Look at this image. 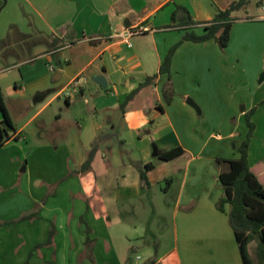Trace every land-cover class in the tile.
I'll use <instances>...</instances> for the list:
<instances>
[{
    "label": "crops",
    "instance_id": "obj_1",
    "mask_svg": "<svg viewBox=\"0 0 264 264\" xmlns=\"http://www.w3.org/2000/svg\"><path fill=\"white\" fill-rule=\"evenodd\" d=\"M239 1L0 0V91L23 136L0 147V223L34 209L39 213L36 220L0 228V264H25L30 252L47 242L52 224L54 245L34 251L29 264H129L128 249L147 238L146 229L129 227L133 217L149 216L154 204H168L169 196L176 204L174 242L161 254L152 241L154 248L146 249L151 264H244L228 215L216 208L224 195L220 175L227 170L218 159L239 158L232 142L239 146L245 140L246 114L255 109L249 163L264 184L263 0H250L232 14L225 50L213 40L187 41L178 48L170 104L163 93L169 77L160 74L186 33H205L184 24L210 22ZM133 29L145 31L129 37ZM54 39L58 48L52 51ZM51 57H60L65 66L57 68ZM15 70L12 84L4 87V76ZM155 74L158 78L122 113L126 98ZM26 97L33 107L42 101L39 113L63 99L60 111L71 113L82 135L73 127L43 125L50 144L34 145L26 133L29 122L19 126L8 106ZM55 118L61 123L63 116L56 112ZM102 135L111 137L99 144L91 169L62 181L80 171ZM22 140L30 142L28 148ZM178 148L181 156L161 159ZM147 164L155 168L147 171L149 185H144L138 167ZM154 187L168 195L157 200ZM87 226L92 248L86 245ZM255 246L257 240L249 245L253 256Z\"/></svg>",
    "mask_w": 264,
    "mask_h": 264
},
{
    "label": "trees",
    "instance_id": "obj_2",
    "mask_svg": "<svg viewBox=\"0 0 264 264\" xmlns=\"http://www.w3.org/2000/svg\"><path fill=\"white\" fill-rule=\"evenodd\" d=\"M250 0H240L239 2L232 3L226 10L219 11L216 17L210 22L196 23L189 20L184 26L189 28H204L205 33L197 35L194 31L186 33L182 40L176 44L168 53L163 65L160 69V74H166L169 79L164 88V100L166 104L172 103L174 99V89L171 79V65L175 52L184 42L204 43L210 40L215 41L221 49L225 50L231 37L232 26L235 19L232 14L241 10L244 6L249 4ZM184 10L183 7H178L177 11ZM177 11L172 17V21L176 23ZM188 13V11H187ZM191 18V17H190ZM58 48L57 39L52 42V51ZM159 74H155L148 77L146 81L140 85V88L130 94L126 100L121 104L120 110L125 112L126 106L131 102L136 95L145 87L152 84ZM0 112L2 119H0V147L5 145L11 140L20 141L22 135L18 133L6 107L3 95L0 91ZM255 113V109L249 111L246 114V124L248 127V134L243 142L238 146L236 141L232 142L233 148L237 151L238 159H218L221 164L227 165V170L222 172L220 180L224 188V195L220 201L216 204V208L223 213H226L229 218V224L234 231L236 240L240 246V251L244 264H254L250 254L249 245L252 241L257 240V246L255 249V255L261 264H264V184L260 180L259 176L252 170L249 163V151L250 143L254 137L255 124L252 122V117ZM111 136L102 135L99 136L92 145V149L89 152L86 162L78 172H74L63 178L62 181L69 177L79 175L89 171L92 167L95 155L98 151L99 144ZM181 148L173 149L167 154L163 155L161 159L172 160L183 154ZM138 167V166H137ZM153 164H147L146 167L140 170L141 182L144 185H149L147 171L154 169ZM39 218L38 210L34 209L33 212L23 214L20 218L8 222L0 223V228L5 225H14L26 221H33ZM82 224H85L83 218L80 219ZM86 245L92 248L94 240L90 238L92 233L91 229L86 227ZM57 235L55 226L52 224L49 232V237L46 243L37 245L34 250L29 254L28 260L25 264H29L31 257L34 255V251L45 247H52L54 245V239ZM52 264H55L52 262ZM154 264H156L154 262Z\"/></svg>",
    "mask_w": 264,
    "mask_h": 264
},
{
    "label": "rangeland",
    "instance_id": "obj_3",
    "mask_svg": "<svg viewBox=\"0 0 264 264\" xmlns=\"http://www.w3.org/2000/svg\"><path fill=\"white\" fill-rule=\"evenodd\" d=\"M258 0H253V4ZM255 6V5H254ZM251 8V7H250ZM60 57H51L50 61L58 68V67H64L65 64L62 62V64L59 61ZM62 58V57H61ZM9 70H3L1 73L6 74ZM17 70L14 71V75L7 76L5 75L2 83L3 86H9L12 84L14 77L17 75ZM68 93H66L67 96ZM4 101L7 102V96H3ZM65 101L62 99V101L56 102L52 107H48L44 110H42L41 113L39 111L42 109V101L38 102L37 105L34 107L31 106V98H18L8 101V106L13 113L14 119L16 123L21 126L25 125L28 122V126L26 129V133L30 135L32 134V140L33 144H50L49 138H44L43 134L45 130H42L41 127L43 125L48 126L49 129L52 128V130H55L57 127L62 126L65 129H68L69 127H73V116L71 113L67 110H64L62 113L60 111L61 107H64ZM199 106V105H198ZM200 107V106H199ZM242 105L238 107V110H242ZM201 109V108H200ZM61 113L63 116V119L61 120V123L58 122V120L55 118V113ZM198 112V111H197ZM39 113V114H38ZM38 114V115H37ZM104 114V113H103ZM37 115V116H36ZM106 115V114H104ZM36 116L35 118H33ZM0 119H2V115H0ZM33 119V120H32ZM59 124V125H57ZM18 127V126H17ZM108 132H111L110 128L107 129ZM219 133H222L221 130H215ZM73 132L77 134L78 136H81L82 133H80L77 130V127H73ZM23 146L28 148L27 145L30 144V142H21ZM114 144V143H113ZM119 147V145H118ZM120 149V147L118 148ZM23 169V168H22ZM167 183L163 184V188H166ZM152 194H155L154 198L159 200L161 197H166L168 193L165 194V191L161 192L160 187H154L151 189ZM170 196L168 197V204H154V207L150 209V215L145 216H138L133 217L134 224L129 225V227L135 228L136 226L140 229H146L147 238L145 240H142L139 242L140 244L134 242L133 245L128 249L129 253V264L132 262H135L137 259L138 264H151V260L149 256H147L146 249L150 244L154 243L152 241L155 240L156 243H158L160 246H158L156 249L159 253L164 254L165 251H167L174 242V222H173V215L175 211V205L172 204V199L170 202ZM158 206V207H157ZM161 208V210L159 209ZM136 223V224H135ZM149 244V245H148ZM255 244V243H254ZM153 245V244H152ZM150 246L154 248V246ZM256 247V246H255ZM254 247V251L255 248ZM126 250V249H125ZM127 253V256H128ZM255 256V255H254ZM253 253H250V257L255 263L256 258H254ZM162 264V263H159Z\"/></svg>",
    "mask_w": 264,
    "mask_h": 264
},
{
    "label": "water",
    "instance_id": "obj_4",
    "mask_svg": "<svg viewBox=\"0 0 264 264\" xmlns=\"http://www.w3.org/2000/svg\"><path fill=\"white\" fill-rule=\"evenodd\" d=\"M100 85H102L103 87H106V84L104 83V84H102L101 83V81H99V80H96ZM264 82V73L261 75V77H260V83L262 84ZM188 103L193 107V108H195L197 111H198V113L200 114L201 113V111H200V108H199V106L193 101V100H188ZM243 111H245V108H243Z\"/></svg>",
    "mask_w": 264,
    "mask_h": 264
},
{
    "label": "built area",
    "instance_id": "obj_5",
    "mask_svg": "<svg viewBox=\"0 0 264 264\" xmlns=\"http://www.w3.org/2000/svg\"><path fill=\"white\" fill-rule=\"evenodd\" d=\"M262 5H263V7H264V0L262 1ZM143 31H145V30H143ZM142 31V29H139V30H137V29H133V30H131V31H129V33H128V36L129 37H132V36H135V35H137V34H140V33H142L143 32ZM128 43V45L131 47L132 46V44L130 43V42H127ZM81 82H82V80L80 81V82H78V84H76V85H81Z\"/></svg>",
    "mask_w": 264,
    "mask_h": 264
}]
</instances>
